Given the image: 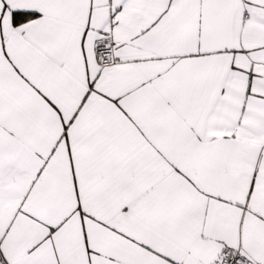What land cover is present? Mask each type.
<instances>
[{
	"label": "snow or ice",
	"instance_id": "6c2138e0",
	"mask_svg": "<svg viewBox=\"0 0 264 264\" xmlns=\"http://www.w3.org/2000/svg\"><path fill=\"white\" fill-rule=\"evenodd\" d=\"M0 264H264V0H0Z\"/></svg>",
	"mask_w": 264,
	"mask_h": 264
}]
</instances>
